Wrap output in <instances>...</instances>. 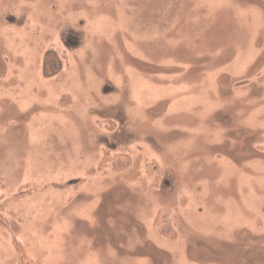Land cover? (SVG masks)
<instances>
[{
  "label": "rangeland",
  "instance_id": "rangeland-1",
  "mask_svg": "<svg viewBox=\"0 0 264 264\" xmlns=\"http://www.w3.org/2000/svg\"><path fill=\"white\" fill-rule=\"evenodd\" d=\"M23 256L264 264V0H0V264Z\"/></svg>",
  "mask_w": 264,
  "mask_h": 264
},
{
  "label": "trees",
  "instance_id": "trees-1",
  "mask_svg": "<svg viewBox=\"0 0 264 264\" xmlns=\"http://www.w3.org/2000/svg\"><path fill=\"white\" fill-rule=\"evenodd\" d=\"M159 224L163 225L167 231L170 232V234H173V229L170 227V229L168 228L169 224L166 222L165 216H160L157 217ZM20 264H34L32 261L27 260L26 257H20Z\"/></svg>",
  "mask_w": 264,
  "mask_h": 264
}]
</instances>
